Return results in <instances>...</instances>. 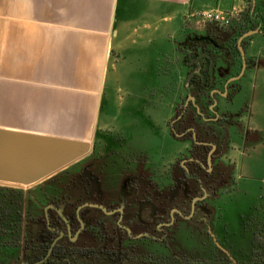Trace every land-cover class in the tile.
I'll list each match as a JSON object with an SVG mask.
<instances>
[{
    "label": "crops",
    "instance_id": "crops-1",
    "mask_svg": "<svg viewBox=\"0 0 264 264\" xmlns=\"http://www.w3.org/2000/svg\"><path fill=\"white\" fill-rule=\"evenodd\" d=\"M247 4V0H0V131L92 145L114 119L115 88L132 85L136 103H147L152 81L157 88L186 89L190 69L184 59L190 50L186 37L205 31L187 19L188 12L240 13ZM243 49L246 68L236 100L245 107L239 120L245 123L243 140L249 151L250 141L264 144V36H248ZM147 54L153 55L154 80H148L151 71L145 70ZM233 67L236 70V63ZM30 150V144L0 137L4 157L0 165L8 166L6 160H11L16 168L22 164L27 168L29 157L13 155ZM243 156L245 165L248 157ZM66 167L29 185H0L23 190L24 198L45 199L54 190L52 179Z\"/></svg>",
    "mask_w": 264,
    "mask_h": 264
},
{
    "label": "flooded vegetation",
    "instance_id": "flooded-vegetation-1",
    "mask_svg": "<svg viewBox=\"0 0 264 264\" xmlns=\"http://www.w3.org/2000/svg\"><path fill=\"white\" fill-rule=\"evenodd\" d=\"M185 57L189 80L182 110L172 123L177 120L180 133L176 132V138L181 145L186 140L189 149L178 169L170 172L173 187L163 182L152 190L150 176L145 178L144 169L138 167L144 159L138 160L133 174L128 168L119 176L117 169H107L101 149L94 154L90 150L52 179L54 190L44 199L48 202L33 211L27 224L30 236L19 248L20 264H55L69 255L90 264H114L120 255L119 238L121 245L126 240L132 242L147 236L152 221L155 228H160L202 209L204 200L210 198L208 188L220 184L224 173L222 151L229 133L239 123L235 118L231 121L230 113L220 111L219 101L227 106L235 103L240 78L230 80L239 71L235 73L228 58L216 60L200 49L189 50ZM158 194H165L170 202L168 212L155 205L152 195Z\"/></svg>",
    "mask_w": 264,
    "mask_h": 264
},
{
    "label": "rangeland",
    "instance_id": "rangeland-1",
    "mask_svg": "<svg viewBox=\"0 0 264 264\" xmlns=\"http://www.w3.org/2000/svg\"><path fill=\"white\" fill-rule=\"evenodd\" d=\"M206 24L196 23V29L198 31L205 29ZM152 57V54H147L145 58V70L147 73L151 71V78H148L149 74L145 73L148 80L155 79L153 77L156 71ZM152 82L148 87L150 97L147 103L146 100L145 103L142 100L140 103H136L137 96L132 94V91L134 92V89L131 88L132 85L128 88L113 90L111 107L114 119L102 135L92 143L91 151L94 154L98 149H101L103 156L101 160L108 161L107 169H117L119 176L122 175L123 170L125 173L128 172V168L130 169L129 173L133 174L138 160L144 159L143 162L140 161L138 167L144 169L145 178L150 176L148 178H151V185L156 186L166 182L172 188L174 182L170 178V172L178 169L180 159L183 160L186 157L189 149L188 142L185 140V144L181 145L175 135L180 133L177 120L172 123L175 116L177 117L182 110L186 89L185 87L157 88ZM126 100L130 103H123ZM219 103L220 111L230 113L233 116L232 119L230 116L231 121L233 122L235 118L239 123L233 133H229L230 136L222 151L220 162L223 165L224 173L219 179L220 184L208 188L210 198L204 200L202 209L197 210L194 217L200 225L207 217L210 222V225L206 227L210 241H213V237H215L221 247L228 252L230 250L231 258L227 256L233 264H238L237 260L240 264H245L251 251L252 233L264 231V144L254 143L250 141L249 137L247 140L250 141L247 143L250 146L248 151L244 143L245 140H243L245 123H242L243 120H239L242 116L239 114L244 113V105L239 104L238 100H235L232 106H227L223 100H220ZM238 106L241 108L239 112ZM170 125L172 128L169 129ZM244 149L247 151L243 152ZM115 151L119 153L116 156H111V153ZM109 154L111 155L109 156ZM244 154L248 157L245 165ZM106 156L109 157L105 159ZM115 161L116 165L113 164ZM243 165L244 167H242ZM121 180L122 178L119 177L118 183H121ZM152 196L160 197V200L155 204L157 207L160 206L162 209L171 207L169 203L166 204L165 199L162 198L163 195ZM161 199L164 201L161 202ZM164 205L166 206L164 207ZM166 211L168 212V210ZM185 213H188V206ZM192 228L188 247L197 248L198 230L195 227ZM186 229L185 226L179 232L177 231L179 239H184L187 235ZM135 231L138 230L135 229ZM262 234L257 237L259 245H264V234ZM18 256L19 251L15 253L9 264H20ZM252 256L254 255L252 254Z\"/></svg>",
    "mask_w": 264,
    "mask_h": 264
},
{
    "label": "trees",
    "instance_id": "trees-1",
    "mask_svg": "<svg viewBox=\"0 0 264 264\" xmlns=\"http://www.w3.org/2000/svg\"><path fill=\"white\" fill-rule=\"evenodd\" d=\"M247 2V7L238 13L228 26L221 27L214 23H207L204 32L189 33L186 37L188 48L209 52L216 60L228 58L231 64L236 63L235 73H237L241 66L237 39L246 31L257 26L264 36V0H247ZM244 41L245 39L242 41V47ZM184 59L187 63L186 57ZM149 186L155 190V186ZM159 198L156 197L157 202L160 200ZM162 198L165 199L167 205L170 204L165 194ZM163 201L161 199V202ZM47 202L48 200L44 199L24 198L23 190L0 185V264L11 263L15 253H18L22 241L29 239L30 235L26 229L28 222L32 219L31 214ZM165 210H169V208ZM154 223L151 222L147 236H141L132 242L126 240L123 245H121V238H119L120 255L114 264H233L230 258L219 250L213 241H210L209 232L206 228L210 225L207 217L203 219L201 225L194 215L188 218L180 216L177 221H168L167 225L160 228H155ZM185 226L187 227L185 230L187 235L184 239H179L177 231L179 232ZM192 227L198 230L196 235L197 248L188 247V242L191 240L190 236H192ZM199 227L202 228L199 229ZM263 232L260 230L252 233L251 251L245 264H264V245H259L257 239L258 235ZM229 253L232 255L230 250ZM257 253L259 254L258 257ZM61 258L55 264H67V262L90 264L83 259L77 261L73 255L62 256ZM237 263L240 264L238 260Z\"/></svg>",
    "mask_w": 264,
    "mask_h": 264
},
{
    "label": "water",
    "instance_id": "water-1",
    "mask_svg": "<svg viewBox=\"0 0 264 264\" xmlns=\"http://www.w3.org/2000/svg\"><path fill=\"white\" fill-rule=\"evenodd\" d=\"M255 33L263 35L259 26H257L254 29L246 31L237 39V48L240 53L241 66L238 74L231 77L230 80H237L243 75L246 68V59L242 47V41ZM0 137H9L10 139L16 140L20 143H27L31 146L29 153L17 152L13 155L14 157H29L30 160L27 168L22 164L18 169L11 160H6L9 164L8 166L0 165V184L1 182H5L17 186L29 185L77 161L89 153L92 148V145L86 141L65 140L12 132L0 131ZM9 156L11 157V154H9ZM3 158V154L0 153V164L4 162ZM27 169L29 171L26 172ZM213 241L218 248L231 258L229 252L218 244L215 237H213Z\"/></svg>",
    "mask_w": 264,
    "mask_h": 264
},
{
    "label": "built area",
    "instance_id": "built-area-1",
    "mask_svg": "<svg viewBox=\"0 0 264 264\" xmlns=\"http://www.w3.org/2000/svg\"><path fill=\"white\" fill-rule=\"evenodd\" d=\"M238 13L239 11L237 10L225 12L219 9H200L191 11L187 15V19H191L196 23H214L221 27H226L233 18L237 17Z\"/></svg>",
    "mask_w": 264,
    "mask_h": 264
}]
</instances>
